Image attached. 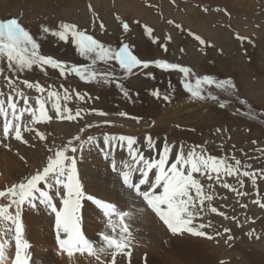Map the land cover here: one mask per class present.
<instances>
[{"label": "rangeland", "instance_id": "rangeland-1", "mask_svg": "<svg viewBox=\"0 0 264 264\" xmlns=\"http://www.w3.org/2000/svg\"><path fill=\"white\" fill-rule=\"evenodd\" d=\"M120 1L0 0V18L19 19L22 26L40 43L42 55L70 65H82L90 61L79 55L74 44L64 43L50 33H43L42 27L55 31L61 23L75 24L113 47L121 41L129 43L133 53L142 60H164L190 67L194 73L190 77L193 84L196 77L208 75L215 79L231 78L235 88L231 93H221L214 86H204L205 94L210 92L218 96L219 102L211 99L196 100L184 88L185 78L178 71H166L150 65L148 69H134V74L126 77L115 62H111V67L128 91L129 97H125L114 83H89L74 74H68L65 78L50 66L43 69L37 66L20 73L16 87L30 97V102H34L40 94L34 88L28 89L22 83L23 80L38 82L45 88L54 86L61 94L63 89L60 85H64L73 94H82L83 100L73 95L67 102L73 113L77 110L82 112V118L75 121L53 119L49 123L37 125L39 130L40 127H44L42 131L46 130V142L34 138V134L25 133L30 146L13 139L6 142L7 147L0 143V158L8 156L11 159L7 163L6 158L0 159V191L35 174L37 170H42L47 164L48 156L52 155L47 149L62 147L77 135L82 139H87L88 136L99 139L105 134L133 135L143 143L144 137L151 134L158 142L166 140L170 145H183L186 153L198 145L203 147L206 154L217 157L234 155L242 163L251 164L252 169L264 168V0ZM126 1L128 3L124 4ZM117 16L120 20H117ZM93 20L96 21L95 24ZM121 20L129 23V32L123 31ZM100 21L105 24L104 33L99 31ZM177 24L183 30L178 29ZM145 26L153 29L152 36L147 34ZM189 31L200 36L205 44L201 45L189 35ZM169 36L171 41L168 40ZM238 37L247 39L240 40ZM157 39L159 43L155 42ZM161 45H167V51ZM97 67L107 70L109 66L100 63ZM5 74L12 76L7 70ZM154 90H159L161 95H170L171 101L153 97L151 92ZM0 91H11L3 75H0ZM182 101L186 102V106L178 108ZM220 103H226L227 106L221 108ZM47 107L49 115H54L50 103ZM100 111L108 115L101 116L98 114ZM119 113L127 115L120 116ZM131 117L141 118L140 122L137 123ZM105 121H110L111 124H106ZM89 124L92 127H86ZM217 129L221 131L217 132ZM0 140H3L2 136ZM12 141L17 145L16 150L10 146ZM93 148L92 155H89L95 156L87 162L85 169L90 168L100 174L104 168L105 174L116 175L102 156L98 155L97 149ZM122 155L120 151L115 153L118 163ZM13 160L16 161L14 165L19 166V177L16 180H11L8 176ZM80 164L81 159L78 161V169L86 193L108 201V198L91 192V182H83L82 176L85 173L80 169ZM20 168L27 173L22 175ZM197 178L205 185L208 193L213 195V200L205 201L203 218H198L195 222L211 226L204 229L208 234L206 237L177 234L176 238L182 237L185 242H177L179 244L175 245V249H171V232L150 209L148 213L143 212L132 200L130 203L111 200L117 204L118 209L132 214L131 219L127 220L132 233L130 264H152V258L155 263L159 261L161 264H189L187 261L191 257L184 254L179 246L189 245L190 237L208 244L206 251L210 258L207 264H264V208L253 203L254 200H260L264 204V179H257L256 186H253L250 179L242 177L244 187L241 189L235 177H222V181L248 193L246 196H238L223 188L220 183L208 181L198 174ZM210 184L212 187L208 188ZM5 202L0 198V203ZM211 207H216L217 213L211 212ZM23 211L24 239L31 245L29 254L32 264H101V261L103 264H110L111 256L106 254H100L101 260L98 261L86 252H73L72 256L61 252L55 237L53 215L43 206L32 209L26 205ZM219 212L225 215L221 216ZM81 215V228L87 238L97 241L101 231L111 234V229L106 227V218L92 202L89 205L83 204ZM89 224L94 231H88ZM115 224L119 235L121 225L119 221H115ZM226 228L230 231L225 232ZM208 236L212 238L209 239ZM228 236L233 239L228 240ZM199 251L203 253L201 249ZM116 264H129V258L118 255Z\"/></svg>", "mask_w": 264, "mask_h": 264}, {"label": "snow or ice", "instance_id": "snow-or-ice-1", "mask_svg": "<svg viewBox=\"0 0 264 264\" xmlns=\"http://www.w3.org/2000/svg\"><path fill=\"white\" fill-rule=\"evenodd\" d=\"M116 18L120 20L119 16ZM95 23L96 21L93 20V24ZM120 23L124 32L130 31L128 22L121 20ZM169 23L173 22L169 21ZM98 27L101 33L106 32L103 21L99 22ZM176 27L183 30L181 25L177 24ZM145 28L147 34L152 36L153 29L147 26ZM42 31L50 33L64 43L74 44L79 55L90 63L70 65L51 56L42 55L40 43L22 26L19 19L0 18V75L4 76L11 90L7 93L0 91V136L3 137L0 143H4L6 147L9 139L27 145L29 140L25 138V133L34 134L38 140L46 141L45 133L36 127L42 123H49L53 119L75 121L82 118L80 110L73 113L67 106L73 95L77 99H84L79 92L73 94L64 85H60L63 89L61 94L54 86L45 88L38 82L23 80L22 83L28 89L34 88L40 94L36 96L34 102H30V97L16 87L19 74L33 70L37 66L42 69L50 66L65 78L68 74H74L80 80L89 83H114L125 97H129V93L117 79L111 62H115L126 77L133 75L134 69H148L150 65L166 71H178L185 78L184 88L191 98L196 100L211 99L219 102L218 96L210 92L205 94L204 86H214L221 93H231L235 88L231 78L215 79L208 75L196 77L193 84L190 77L194 76V73L190 67L164 60H142L133 53L129 43L121 41L113 47L89 34L87 30H81L75 24L61 23L55 31L42 27ZM189 35L201 45L205 44V41L195 33L189 31ZM238 39L247 38L238 37ZM168 40L171 41L170 36ZM155 42L159 43V40ZM161 46L167 51V45ZM100 63L109 66L108 69L97 67ZM6 70L12 73V76L6 75ZM151 95L166 102L171 101L170 95H161L159 90L152 91ZM49 103L54 115H49L47 107ZM219 106L225 108L227 105L220 103ZM98 114L108 115L103 111ZM119 115L127 114L119 113ZM131 118L137 123L141 119ZM104 123L111 124L110 121ZM86 127L90 128L92 125ZM220 131L221 129H217V132ZM253 143L255 144L256 141ZM85 146L95 147L101 153L102 159L109 164L111 171L116 174L117 200L139 199L173 235L185 233L196 237L208 235L204 229L211 225L197 224L195 221L203 218L205 201H212L213 195L208 193L205 185L197 178V174L213 183H220L223 188L235 192L238 196H246L248 193L222 181V177H235L241 189L244 187L242 177L250 179L253 186H256L257 179H264V168L252 169L251 164L242 163L234 155L217 157L206 154L203 147L198 145L193 146L186 153L183 145H170L166 140L158 142L151 134L144 137L143 143L133 135L105 134L99 139L93 136L82 139L77 135L62 147H49L47 151L52 155L48 156L47 164L42 170H37L35 174L0 191V198L6 200V203H0V264H6L9 245H14L12 264H30L31 245L24 239L22 220V210L26 205L32 209L43 206L53 215L55 237L61 252H67L69 256H72L73 252H86L98 261L101 260L100 254H106L111 256L110 264H116L119 255L128 257L130 264L132 233L127 220L131 219L132 214L118 209L115 202L102 200L86 193L78 169V161L83 158ZM117 151L123 153L119 163L115 156ZM230 160L234 163L229 162ZM211 187V184L208 185V188ZM84 201L92 202L102 212L107 220L106 227L111 229V234L101 231L98 233L97 241L84 235L81 228V210ZM253 203L264 208L260 200H254ZM210 210L217 213L216 207H211ZM218 214L225 215L223 212ZM115 221H119L121 225L119 235ZM224 231L229 232L230 229L226 228ZM208 238L212 237L208 236ZM231 239L233 237L228 236V240Z\"/></svg>", "mask_w": 264, "mask_h": 264}, {"label": "bare ground", "instance_id": "bare-ground-1", "mask_svg": "<svg viewBox=\"0 0 264 264\" xmlns=\"http://www.w3.org/2000/svg\"><path fill=\"white\" fill-rule=\"evenodd\" d=\"M41 2H50V1H53V0H40ZM71 1V0H70ZM122 1V0H121ZM120 1V2H121ZM124 1V0H123ZM129 1V0H128ZM200 1V0H199ZM118 3V2H117ZM128 2L126 1V3H124V4H127ZM120 4V3H119ZM123 4V3H122ZM120 6V5H119ZM85 11V10H84ZM193 102V101H192ZM185 103L186 102H183L182 101V103H180L179 105H178V108L179 107H181V106H186L185 105ZM188 105H190V104H188ZM190 107H193L192 105H190ZM173 108V107H172ZM171 108V109H172ZM167 112H168V114H169V111L167 110ZM192 112V111H191ZM194 112V111H193ZM41 129H40V131H42V129H44V127H40ZM71 128V127H70ZM45 131V132H44ZM44 131H42V132H44L45 133V135H47L46 134V130H44ZM34 138H35V136H34ZM29 139V138H28ZM37 139V138H36ZM160 141H162V140H160ZM46 142V141H45ZM18 144V143H17ZM33 144V143H32ZM28 145H29V143H28ZM12 148H17V145L16 144H14L13 143V141H12V143H11V145H10ZM30 146V145H29ZM18 147H20V146H18ZM28 148V147H27ZM93 148V147H92ZM94 150H95V148H93ZM16 150V149H15ZM23 150V149H22ZM174 152L176 151V149H174L173 150ZM118 152V151H117ZM97 153H98V155H100V156H102L101 155V153L100 152H98L97 151ZM19 154H21V153H19ZM84 155H83V158L81 159V164H80V169L83 171V173H85L83 176H82V178H83V182H84V180L86 181V182H91L92 183V185H91V192H93L94 194H96V195H98V196H100V197H103V198H108V201H111V200H114V199H117L116 198V193H115V189L117 188V177H116V175H111V174H105L104 173V168H102V170H101V173L100 174H98L97 172L95 173V172H93V170H90V168H88V169H85V165L86 164H88L87 162H89V160L92 158V157H94L95 155H93V156H90L89 154H91V148H89L88 146H86L85 147V151H84V153H83ZM92 155V154H91ZM14 156V155H13ZM2 159H5L6 158V163L7 162H10V158L8 157V156H3V157H1ZM0 158V159H1ZM26 158V157H25ZM14 159V158H13ZM16 160V159H15ZM15 160H13L11 163H12V168L10 169L9 167H7V165H5V167L8 169L9 168V170H10V175L8 174V176H9V178H11V180H16L19 176H18V174H19V172H18V168H19V166H17V164L16 165H14V163L16 162ZM18 161V160H17ZM91 161V160H90ZM98 162H99V159H98ZM3 163V162H2ZM92 163H93V161H92ZM104 163V162H103ZM5 164V163H4ZM18 164H19V162H18ZM104 165V164H103ZM10 166V165H9ZM22 167V166H21ZM26 167V166H25ZM96 167V166H95ZM99 167V166H98ZM21 169V168H20ZM19 169V170H20ZM85 169V170H84ZM92 169V168H91ZM99 169V168H98ZM97 169V170H98ZM104 169V170H103ZM107 169V168H106ZM22 171V175L23 174H26L27 173V171L26 170H24L23 168L21 169ZM80 171V170H79ZM96 171V170H95ZM109 171V170H108ZM22 179V178H21ZM87 184V183H86ZM88 186H86V188H87ZM97 196V197H98ZM104 200H106V199H104ZM129 200V201H128ZM130 200H132L133 201V204H134V202L136 203V205L138 206L139 205V207L138 208H141V210L143 211V212H147L149 209L148 208H146L145 207V205L139 200V199H127V200H122L123 202H125V203H130L131 201ZM120 201V200H119ZM6 203V202H5ZM89 203L91 204V202L90 201H86V202H83V204H86V205H89ZM128 205V204H127ZM90 208V207H89ZM88 209V208H87ZM26 210V209H25ZM90 210V209H89ZM23 210H22V214H23ZM141 213V212H140ZM148 213V212H147ZM135 215V214H134ZM145 215V214H144ZM90 216V215H89ZM98 216V215H97ZM155 216V215H154ZM22 217H23V215H22ZM102 217V216H101ZM100 217V218H101ZM29 218V217H28ZM31 219V218H30ZM93 221V220H92ZM146 221V220H145ZM101 222V221H100ZM147 222V221H146ZM148 224V223H147ZM89 226V230L88 231H94V228L91 226V224H89L88 225ZM148 226V225H147ZM147 228V227H146ZM30 230H34V229H30ZM31 232V231H30ZM30 232H28L30 235H34V233H30ZM28 234V235H29ZM36 234V233H35ZM169 237L171 238L170 239V241H171V249H175V245H178L177 244V242H185V239H183L182 237H180V238H176V235H173L172 233H171V235H169ZM190 238H192V237H190ZM188 239V242H189V245H187V244H184V245H186V247H181V246H179L181 249H182V252L184 253V254H187L188 256H190L191 258H190V260H188L187 262L189 263V264H207L208 263V259L210 258V257H208L207 256V245L208 244H205V243H202V242H204V241H201V240H196V239ZM169 239V238H168ZM195 245V246H194ZM47 246V245H46ZM197 248H198V250H197ZM199 249H201L202 251H203V253L202 252H200L199 251ZM143 251H146V249H144L143 248ZM31 252V251H30ZM143 252H141V254H142ZM79 254V253H78ZM146 254V253H145ZM6 256H7V260H6V264H12V258L14 257V245H9V247H8V250H7V253H6ZM80 257V256H79ZM153 257V256H152ZM151 257V258H152ZM207 262V263H206ZM156 263H159V261H156ZM155 263V259H153L152 258V264H156ZM30 264H32V262L30 261ZM149 264H151V263H149ZM159 264H161V262L159 263Z\"/></svg>", "mask_w": 264, "mask_h": 264}]
</instances>
